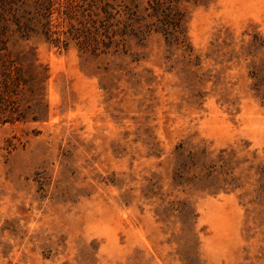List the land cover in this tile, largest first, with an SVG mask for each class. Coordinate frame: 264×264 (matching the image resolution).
<instances>
[{"label": "rangeland", "instance_id": "1", "mask_svg": "<svg viewBox=\"0 0 264 264\" xmlns=\"http://www.w3.org/2000/svg\"><path fill=\"white\" fill-rule=\"evenodd\" d=\"M148 7L104 54L11 40L48 79L0 115V264H264V0H184V44Z\"/></svg>", "mask_w": 264, "mask_h": 264}, {"label": "trees", "instance_id": "2", "mask_svg": "<svg viewBox=\"0 0 264 264\" xmlns=\"http://www.w3.org/2000/svg\"><path fill=\"white\" fill-rule=\"evenodd\" d=\"M184 0H149L147 18L156 19V32L171 43H186ZM0 0V115L5 122L24 121L39 111L48 79L42 66H24L9 54L11 40L43 38L67 50L73 42L82 52L104 54L119 47L127 22L116 19L119 7L132 11L136 0ZM57 14V22L54 16ZM135 14V11L131 15ZM134 16L132 17V20ZM115 41H114V40ZM27 55V53H24ZM30 112V113H29Z\"/></svg>", "mask_w": 264, "mask_h": 264}]
</instances>
